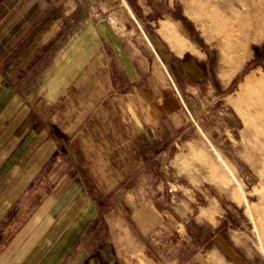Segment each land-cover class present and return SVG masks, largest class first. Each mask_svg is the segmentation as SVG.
Masks as SVG:
<instances>
[{
    "label": "crops",
    "instance_id": "crops-1",
    "mask_svg": "<svg viewBox=\"0 0 264 264\" xmlns=\"http://www.w3.org/2000/svg\"><path fill=\"white\" fill-rule=\"evenodd\" d=\"M96 5L0 0V264H53L70 244L95 264H214L192 241L205 217L192 158L230 130L208 64L143 29L128 39Z\"/></svg>",
    "mask_w": 264,
    "mask_h": 264
},
{
    "label": "rangeland",
    "instance_id": "rangeland-1",
    "mask_svg": "<svg viewBox=\"0 0 264 264\" xmlns=\"http://www.w3.org/2000/svg\"><path fill=\"white\" fill-rule=\"evenodd\" d=\"M125 1L130 9L123 0H102L103 7L96 5L95 9L101 13L105 8L116 11L118 26L126 30L128 39L131 36L135 40L143 29L169 41L167 33L173 31L180 41L191 44L195 51L184 48L180 54L191 51L208 64L207 75L213 80V90L210 86L207 96L214 101L215 109L223 108L224 119L225 112L228 114L230 130L215 132L212 151L192 158L198 162L194 171L198 193L205 195L199 196L198 204L205 217L199 218L198 225L193 227L194 248L202 258L204 254L210 255L214 264H218L216 257L225 259L223 264H264V160L259 154V148L264 147V122L256 117L264 110L248 104L250 99L257 101L259 97L252 74L264 77V29L252 41L237 33L228 34L221 23L209 19L212 0ZM216 10L223 13L221 7ZM236 45L239 51L234 50ZM169 60L173 64V57ZM173 71L180 78V72ZM165 73L173 78L169 70ZM183 174L189 180L190 172L184 170ZM27 203L23 200V206ZM18 215L7 214V241L19 236L20 228L14 226ZM26 215L23 214V222ZM75 235L73 231L70 237L75 239ZM69 247L63 261L52 263L95 264L90 259L81 260L77 244ZM39 256L32 263L20 253L13 254L1 264H49L45 255Z\"/></svg>",
    "mask_w": 264,
    "mask_h": 264
},
{
    "label": "bare ground",
    "instance_id": "bare-ground-1",
    "mask_svg": "<svg viewBox=\"0 0 264 264\" xmlns=\"http://www.w3.org/2000/svg\"><path fill=\"white\" fill-rule=\"evenodd\" d=\"M212 3L213 5H211L213 8L209 13L210 21L213 23H221L223 31H226L228 34L237 33L241 37H245L247 41H252L256 40L259 37V32L264 29V0H212ZM217 6L223 9V13L220 11L221 15L219 14V11L216 10ZM162 33L165 34L163 31ZM167 37L172 48L174 47L179 52L185 48L183 41H180L173 31H169ZM238 47L239 46L236 45L234 50L239 51ZM251 79L256 84L255 90L259 97H256V99H258L257 101L251 99L250 101L248 100V104L264 110V77H256L255 74H252ZM256 117L264 122V111L258 112ZM259 154L264 160L263 146L259 148Z\"/></svg>",
    "mask_w": 264,
    "mask_h": 264
}]
</instances>
